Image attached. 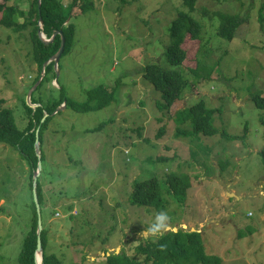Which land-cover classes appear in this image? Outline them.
Returning <instances> with one entry per match:
<instances>
[{"label": "rangeland", "instance_id": "374dc122", "mask_svg": "<svg viewBox=\"0 0 264 264\" xmlns=\"http://www.w3.org/2000/svg\"><path fill=\"white\" fill-rule=\"evenodd\" d=\"M90 1L93 8L73 16L75 41L59 59L57 83L45 80L36 90L38 84L33 97L40 95L47 106L45 100L58 97L61 88L70 101L83 104L87 93L102 85L114 87L116 101L88 112L63 104L49 114L38 176L47 252L64 264H105L104 253L97 250L106 241L132 246L140 234L133 231L167 211L169 227L200 231L205 252L221 257V264H264V110L251 98L264 96V0H198L190 15L201 27L202 40H185L184 67L200 59L210 77L202 78L204 68L198 75L183 70L187 87L170 111L159 108L161 95L144 80L142 67L154 62L168 67L163 56L168 28L187 11L182 1ZM13 2L29 16L28 1L8 4ZM216 12L243 19L232 40L217 35ZM30 28L15 32L0 24V108L13 111L19 129L27 124L21 101L26 103L38 75ZM198 100L213 110L211 123L218 134L193 138L177 133L176 112ZM160 126L165 131L158 135ZM19 155L0 142V264H19L33 215L30 168ZM160 156L159 162H147ZM142 171L160 182V210L128 204L125 190ZM174 173L190 177L184 201L172 199L164 185Z\"/></svg>", "mask_w": 264, "mask_h": 264}, {"label": "trees", "instance_id": "16d2710c", "mask_svg": "<svg viewBox=\"0 0 264 264\" xmlns=\"http://www.w3.org/2000/svg\"><path fill=\"white\" fill-rule=\"evenodd\" d=\"M10 1L13 0H0V24L15 32L22 31L26 29L27 26L31 27V58L38 67V75L34 79L33 84L43 77L40 85L36 89L38 90L45 80L55 81L56 70L54 68V63H49L45 69L43 66L44 63L58 51L61 44L60 35H56L51 43L45 44L39 38L38 32L42 31L49 39L56 31H61L65 41L64 50L61 56L66 55L75 41L76 27L72 21L73 16L76 12L82 13L93 8V2L90 0H70L68 4H65L62 0H41L39 5L38 0H14L15 2H29V16L25 18V14L18 6V3L14 4L13 2V4H8ZM181 1L187 11H181L172 20L168 28L170 41L163 54L168 62V67H164L157 62L149 63L142 67V76L144 80L150 84L151 89L153 88L161 95L162 100L158 106L162 110L169 109L175 101H178L181 98L183 90L187 87V82L182 75L183 70L184 72L187 70L193 75H198L199 71L204 68L202 78L206 79L210 77L211 73L209 67L204 65L200 59L196 60L194 67H184L187 50L183 47V43L186 39L189 42H200L202 36L199 23L190 15L197 10L196 4L198 0ZM76 4H79L77 10H73V7H75ZM216 16L219 21L217 35L228 41L232 40L234 33L243 22V19L238 14H227L222 12H216ZM16 17L22 18V23L19 24L16 21ZM39 17L42 21L41 27L39 25ZM43 69L44 75L42 76ZM119 82L120 80L116 82V86ZM193 84H197V82H194L193 80ZM193 84H191L190 87H192ZM60 92L61 93L58 97H55L54 99L51 98L49 101L45 100L47 106L40 95L38 98L34 99L32 93L30 97L31 103L38 104L35 110L29 105H26L23 99L21 103L22 105L24 104L23 107L25 109L27 123L23 129L17 128L16 118H14L11 109L0 108V142L14 148L20 154L19 156H21L22 160H25L26 164H28L30 168L31 181H29V185L31 190L33 174L37 169L38 160L40 158L43 161V153L41 150L44 135L47 134L46 129L47 121L50 116L49 114L55 112L65 101V105H70L74 110L82 112L99 110L116 101L114 87L109 90L102 85L92 88V90L87 93V100L83 104H77L70 101L68 97L63 95V90L61 88ZM251 98L258 109L264 110V96L258 93ZM212 111L213 110L205 106L202 100H198L194 105H188L186 108L177 111L174 118L177 124V133L182 134L183 136H192L193 138H196L199 135L213 136L218 134V130L211 123ZM161 120L162 118H156L157 123ZM184 124L188 126L187 129L182 128V125ZM37 130H39L38 140L40 143L38 155L35 150ZM164 131L165 127L160 126L157 133L160 135ZM138 132L141 135V132ZM221 135L225 136L226 134L225 132H222ZM227 137L235 138L233 136ZM144 140L148 143L147 139ZM260 154L264 164V150L260 151ZM162 159H164V157L160 156L155 161L147 160V162L154 164V162H159V160ZM141 176L142 177L133 179V181L131 180L132 183L130 182L129 190H125L126 196L129 197L128 204L131 206H142L146 208L156 206L159 210L162 209L163 207L160 206V204H162V193L159 180L155 176L146 178L143 171ZM164 183V185L168 187L169 194L171 193L173 195L172 199L176 202L184 201L183 199L186 195L188 197L191 180L187 173H174L166 176ZM36 192L41 213L43 190L38 178ZM128 204L123 208L124 215L126 214L125 209L129 206ZM116 206L118 205L116 204ZM68 209L72 210L73 207L69 206ZM56 210L57 207L55 206V216L58 217L59 215L57 214L59 213ZM132 210L133 209H131V211ZM37 220L38 214L33 202V215L30 217L29 225H27V231L23 238L19 254V264H36ZM171 225L173 226L174 224ZM42 226L43 229L40 237L43 249L42 264H64L56 254L47 252L48 230L44 227L43 222ZM141 230H145V228H140L139 231H133V233H139ZM135 239L137 244L135 242L132 246L130 243L125 245V242L120 245H111L106 241L105 243H107L106 245L109 247L106 248V245H102V247H105L102 249L99 248L97 251L104 253V257L102 258L103 260L105 259V264L222 263L221 257L209 255L205 252L206 244L204 245L201 233L197 231L191 232L189 230L185 231L184 229H178L177 232L168 231L163 233L162 236H158L156 241L143 236H136ZM117 247L121 248L119 252H115ZM110 250H112V252H110ZM107 253H109V255H106ZM97 258H101V256H97Z\"/></svg>", "mask_w": 264, "mask_h": 264}, {"label": "water", "instance_id": "95a60500", "mask_svg": "<svg viewBox=\"0 0 264 264\" xmlns=\"http://www.w3.org/2000/svg\"><path fill=\"white\" fill-rule=\"evenodd\" d=\"M40 1L41 0H38V4L40 5ZM38 5V6H39ZM39 25L40 27L42 26V21H41V18L39 17ZM56 35H60L61 36V44H60V47L58 49V51L47 61L44 63V66L43 68L45 69V67L49 64V63H54V68L56 70V77L57 75L59 74V69H58V62H59V59L63 53V50H64V44H65V41H64V37L62 35V32L61 31H56L52 36L51 38L47 39L44 35V33L42 31H39L38 32V36L39 38L45 43V44H48V43H51L53 38L56 36ZM44 69L42 70V76L44 75ZM43 77H41L35 84H34V87L32 89L29 90V92L27 93L26 95V103L32 108L35 110V108L37 107V104H33L31 103L30 101V97H31V94L32 92L36 89V87L38 86V84H40L41 80H42ZM55 82L57 83V79H55ZM65 104V102H64ZM44 120V118H43ZM42 120V121H43ZM38 131L36 132V141H35V150H36V154L38 155L39 154V147H40V143H39V140H38ZM39 158V157H38ZM40 172H41V159L39 158L38 160V164H37V169L36 171L34 172L33 174V179H32V192H33V201H34V204L36 206V210H37V214H38V220H37V248H36V252H35V257H36V264H42V254H43V249H42V245H41V232H42V229H43V226H42V218H41V213H40V206H39V203H38V198H37V192H36V185H37V178L38 176L40 175ZM229 195H233L235 198H238V196H236L235 194L233 193H230ZM168 229H170L169 231H172V232H176V228H171V227H168ZM167 229V230H168ZM183 229H185V226H183ZM195 230H192L191 232H194ZM115 252H117L115 250ZM106 255H109V253H107Z\"/></svg>", "mask_w": 264, "mask_h": 264}, {"label": "clouds", "instance_id": "9594fccd", "mask_svg": "<svg viewBox=\"0 0 264 264\" xmlns=\"http://www.w3.org/2000/svg\"><path fill=\"white\" fill-rule=\"evenodd\" d=\"M45 37H46V35H45ZM174 104H175V102L171 105L169 111L171 110V108H172V106ZM175 116H176V114H175ZM169 221H170V216H169L167 211H159V212L155 213L154 217L147 223V226L145 227V230L142 233V236L143 237H148V236L158 237V236H162L163 233L166 232L168 227H169ZM195 231L200 232L198 230H195Z\"/></svg>", "mask_w": 264, "mask_h": 264}, {"label": "crops", "instance_id": "0c3cea01", "mask_svg": "<svg viewBox=\"0 0 264 264\" xmlns=\"http://www.w3.org/2000/svg\"><path fill=\"white\" fill-rule=\"evenodd\" d=\"M226 194H228V193H226ZM144 232V230H141V232H140V234H139V236H142V233ZM109 246L108 245H106V248H108Z\"/></svg>", "mask_w": 264, "mask_h": 264}, {"label": "built area", "instance_id": "2783aa9c", "mask_svg": "<svg viewBox=\"0 0 264 264\" xmlns=\"http://www.w3.org/2000/svg\"><path fill=\"white\" fill-rule=\"evenodd\" d=\"M57 215H59V214H57Z\"/></svg>", "mask_w": 264, "mask_h": 264}]
</instances>
